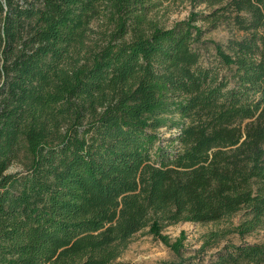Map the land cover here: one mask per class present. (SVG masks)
Instances as JSON below:
<instances>
[{"label": "trees", "instance_id": "16d2710c", "mask_svg": "<svg viewBox=\"0 0 264 264\" xmlns=\"http://www.w3.org/2000/svg\"><path fill=\"white\" fill-rule=\"evenodd\" d=\"M164 1L0 0V264H131L145 227L178 256L162 264H189L166 226L264 230V0L170 27ZM198 20L241 35L206 41ZM209 264H264V244Z\"/></svg>", "mask_w": 264, "mask_h": 264}, {"label": "rangeland", "instance_id": "374dc122", "mask_svg": "<svg viewBox=\"0 0 264 264\" xmlns=\"http://www.w3.org/2000/svg\"><path fill=\"white\" fill-rule=\"evenodd\" d=\"M222 2L212 0H167L162 3L158 10L151 14L160 26L170 27L175 22L185 19L189 13H208L213 8L221 5ZM197 24L204 29L203 39L218 43H225L233 36H240L241 33L226 24L213 26L205 20H198ZM96 34H92V39H97ZM201 53L204 61H213V49L210 43L202 46ZM172 130L171 132H173ZM161 129L162 136H168L169 133ZM20 168L19 164H13L9 171ZM242 220L241 212L216 222L194 223L179 222L166 226L163 233L168 235L171 241H174L181 232L184 233V249L181 256L187 258L189 264H209L212 254L221 248L225 243H260L264 244V230L256 229L244 236L238 235L233 229ZM217 233V241L212 245L202 248L201 245L209 233ZM178 256L162 241L155 238L145 227L135 234L129 240L126 249L117 258V261L129 262L131 264H162L165 261H177Z\"/></svg>", "mask_w": 264, "mask_h": 264}]
</instances>
